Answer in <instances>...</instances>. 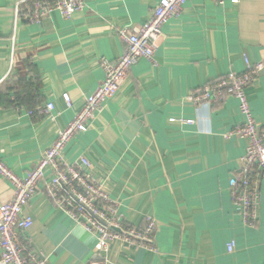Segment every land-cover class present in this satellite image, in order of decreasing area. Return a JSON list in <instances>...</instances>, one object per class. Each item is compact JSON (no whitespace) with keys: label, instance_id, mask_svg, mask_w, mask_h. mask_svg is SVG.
<instances>
[{"label":"crops","instance_id":"1","mask_svg":"<svg viewBox=\"0 0 264 264\" xmlns=\"http://www.w3.org/2000/svg\"><path fill=\"white\" fill-rule=\"evenodd\" d=\"M21 1L0 0V87L13 76L29 83L27 66L33 67L41 104L55 107L38 119L26 109L0 107V160L24 177L104 79L101 60L123 54L120 29L147 22L164 0H88L72 17L55 12L40 25L16 19ZM164 35L155 61L141 59L89 131L65 149L67 159L88 158L92 175L108 181L125 222L141 227L148 215L157 220L158 254L118 246L111 264H264V186L255 228L243 224L229 191L247 146L225 137L245 121L239 103L187 100L231 71L242 73L244 55L264 61V0H189ZM247 95L264 125V74ZM12 191L0 177V204ZM24 214L33 225L20 238L46 264L101 259L97 238L42 190Z\"/></svg>","mask_w":264,"mask_h":264},{"label":"built area","instance_id":"2","mask_svg":"<svg viewBox=\"0 0 264 264\" xmlns=\"http://www.w3.org/2000/svg\"><path fill=\"white\" fill-rule=\"evenodd\" d=\"M87 1L23 0L16 6L15 17L28 24L40 25L55 12L66 18L72 17L85 9ZM188 1L164 0L147 22L134 28L120 29L123 54L115 61L101 60L104 79L85 97L73 121L58 133L27 175L17 176L0 160V177L13 188L11 199L0 204V264H46L20 238L21 233L33 225L24 210L41 190L55 207L97 238L98 248L103 254L101 259L90 264H111L110 255L118 246L119 249L143 248L158 254L157 220L148 215L141 227L125 222L119 214L117 201L112 199L108 191V181L92 175L93 166L88 158L82 156L74 161L67 159L65 149L72 139L89 131L104 111L106 103L116 95L131 69L141 59L155 61L156 48L165 36L164 27L169 21L181 16ZM213 1L224 5L226 0ZM233 3L239 4L240 0H233ZM243 62L245 68L242 73L231 71L225 77L196 89L187 100L194 105H215L229 98L238 101L245 121L225 137L244 139L247 146L229 191L243 224L255 228L260 217L261 190L264 186V125L258 123L252 114L247 90L264 74V61L253 62L244 55ZM63 98L70 107V96L64 94ZM54 109V105L49 103L27 113L31 118L38 119L39 114L47 116ZM227 248L233 252L235 242L229 243Z\"/></svg>","mask_w":264,"mask_h":264},{"label":"trees","instance_id":"3","mask_svg":"<svg viewBox=\"0 0 264 264\" xmlns=\"http://www.w3.org/2000/svg\"><path fill=\"white\" fill-rule=\"evenodd\" d=\"M29 71V83L18 78L17 82L11 80L3 83L0 87V107L35 110L41 104V84L35 74L33 67L27 66Z\"/></svg>","mask_w":264,"mask_h":264}]
</instances>
